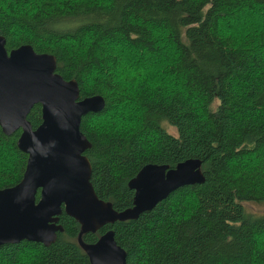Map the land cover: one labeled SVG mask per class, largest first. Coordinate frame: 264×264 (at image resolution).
<instances>
[{
    "label": "trees",
    "instance_id": "trees-1",
    "mask_svg": "<svg viewBox=\"0 0 264 264\" xmlns=\"http://www.w3.org/2000/svg\"><path fill=\"white\" fill-rule=\"evenodd\" d=\"M0 35L7 51L53 54L80 98L103 97L80 130L94 191L116 211L146 164L198 158L205 176L95 232L63 210L55 242L2 244L0 264H91L81 244L108 230L126 264H264V214L244 206L264 203V0H0ZM27 119L40 124L39 104ZM20 132L0 127V189L23 175Z\"/></svg>",
    "mask_w": 264,
    "mask_h": 264
},
{
    "label": "water",
    "instance_id": "water-1",
    "mask_svg": "<svg viewBox=\"0 0 264 264\" xmlns=\"http://www.w3.org/2000/svg\"><path fill=\"white\" fill-rule=\"evenodd\" d=\"M55 70L53 54L38 53L30 44L7 51L0 35V127L6 135L20 129L16 144L27 154L20 181L0 189V245L28 240L49 246L63 230V210L79 223L81 233L95 232L151 210L179 187L205 181L198 158L172 168L146 164L129 181L133 206L116 211L94 191L91 164L84 155L91 143L80 130L82 116L101 110L104 99L80 98L77 81L65 80ZM35 104L41 107V122L32 128L27 115ZM81 246L91 264H126L113 230Z\"/></svg>",
    "mask_w": 264,
    "mask_h": 264
},
{
    "label": "rangeland",
    "instance_id": "rangeland-1",
    "mask_svg": "<svg viewBox=\"0 0 264 264\" xmlns=\"http://www.w3.org/2000/svg\"><path fill=\"white\" fill-rule=\"evenodd\" d=\"M169 132L175 133V129L171 126L166 125ZM246 212L252 215L264 214V203L247 202L244 204Z\"/></svg>",
    "mask_w": 264,
    "mask_h": 264
}]
</instances>
